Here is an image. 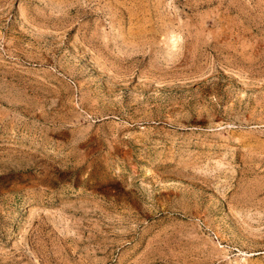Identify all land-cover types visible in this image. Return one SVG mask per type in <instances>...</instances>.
I'll return each mask as SVG.
<instances>
[{"label":"rangeland","instance_id":"obj_1","mask_svg":"<svg viewBox=\"0 0 264 264\" xmlns=\"http://www.w3.org/2000/svg\"><path fill=\"white\" fill-rule=\"evenodd\" d=\"M0 264H264V0H0Z\"/></svg>","mask_w":264,"mask_h":264}]
</instances>
